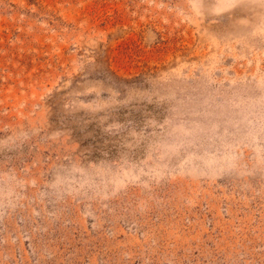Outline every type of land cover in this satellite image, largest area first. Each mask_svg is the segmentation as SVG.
<instances>
[{
	"label": "rangeland",
	"instance_id": "rangeland-1",
	"mask_svg": "<svg viewBox=\"0 0 264 264\" xmlns=\"http://www.w3.org/2000/svg\"><path fill=\"white\" fill-rule=\"evenodd\" d=\"M0 264H264V0H0Z\"/></svg>",
	"mask_w": 264,
	"mask_h": 264
},
{
	"label": "bare ground",
	"instance_id": "bare-ground-1",
	"mask_svg": "<svg viewBox=\"0 0 264 264\" xmlns=\"http://www.w3.org/2000/svg\"><path fill=\"white\" fill-rule=\"evenodd\" d=\"M259 144H256L255 147L257 148ZM215 154H217L216 151H214L212 154L208 153L205 154L202 157V175H205V173H208L212 171V173H220L219 171H225V170H229L231 169V167L235 166L236 162H235V157L233 154H229V153H225L222 156V160H219V158H216V156H214ZM165 165H162V171L165 170ZM156 170V168L154 169ZM159 171V168L156 170ZM161 171V172H162ZM197 173L199 174L200 172L197 171ZM200 175V174H199Z\"/></svg>",
	"mask_w": 264,
	"mask_h": 264
}]
</instances>
